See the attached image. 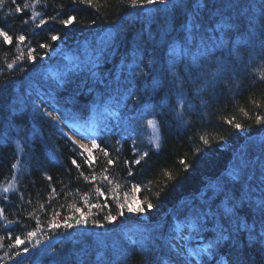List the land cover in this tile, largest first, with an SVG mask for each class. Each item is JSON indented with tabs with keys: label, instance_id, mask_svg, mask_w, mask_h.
<instances>
[{
	"label": "trees",
	"instance_id": "obj_1",
	"mask_svg": "<svg viewBox=\"0 0 264 264\" xmlns=\"http://www.w3.org/2000/svg\"><path fill=\"white\" fill-rule=\"evenodd\" d=\"M24 2L16 0L21 6ZM28 2L24 13L14 11L12 0L0 6V26L13 37L12 44L0 37L4 264H96L98 257L103 264H186L190 251L214 242L218 234L225 239L212 251L224 264H264L261 217L254 206L264 195V121L256 120L264 117V80L259 79L264 71V0H170L166 10L158 5L133 10L128 0H93L91 8L71 0H40L35 8ZM33 11L40 13L35 20L29 19ZM68 15L76 20L66 27L60 20ZM40 19L46 24L37 28ZM20 34L26 37L22 44L15 40ZM52 35L59 39L52 41ZM42 43L49 47L41 49ZM60 45L67 57L57 55L48 74L42 58ZM29 47L35 61L27 60ZM20 52L25 59L8 69ZM149 54L157 61L156 71L146 78L135 75L140 69L148 71ZM170 64L179 79L169 72ZM129 65L139 67L130 73ZM186 68L192 79L186 78ZM128 90L143 99L141 108L147 107L149 114L131 110L133 101L123 100ZM44 107L58 110L61 120L67 115L68 124L96 138L115 165L104 173L105 158L99 151L94 153V169L84 165L79 147L61 134ZM130 116L136 119L129 135ZM153 118L155 127L147 124ZM133 140L138 152L147 151L148 156L131 165L129 175L124 161L136 159ZM156 141L159 148L152 146ZM71 158L81 164L79 171ZM80 171H95L97 181H85ZM103 175L113 183L103 181ZM10 181L12 190L4 193ZM137 184L139 193L132 191ZM96 187L108 197L109 207L103 210L89 209L81 199L87 193L90 203L103 205L105 198L95 195ZM126 194L129 202L136 198L133 206L145 211L129 213L125 207L120 217L112 197L124 203ZM75 208L89 215L87 224L71 220L72 229L47 227L56 212L61 222L67 216L78 218ZM109 212L117 221L103 220ZM96 219L103 227L92 223ZM38 220L41 229L31 243L45 234L48 238L36 247L26 240L20 247L29 251L7 259L5 253L20 251L8 245L17 235L25 239ZM175 221L190 226L184 256L169 242ZM241 223L253 226L255 240ZM203 259L213 264L207 256Z\"/></svg>",
	"mask_w": 264,
	"mask_h": 264
},
{
	"label": "snow or ice",
	"instance_id": "obj_2",
	"mask_svg": "<svg viewBox=\"0 0 264 264\" xmlns=\"http://www.w3.org/2000/svg\"><path fill=\"white\" fill-rule=\"evenodd\" d=\"M72 4H80V5H87L88 7H92L93 6V0H71ZM170 2V0H128V7L130 9L133 10H142L145 6L147 5H158V6H162L163 10H166L168 7V3ZM5 3V0H0V6H3ZM12 3L15 5V9L14 11L16 13H24L25 10H27L30 7V4L28 2V0H25V2L23 3V6H21L20 4L16 3V0H12ZM40 3V0H31V7L35 8L36 5H38ZM160 10V9H158ZM260 12L261 15L264 16V4L260 5ZM40 16L39 12H35L33 11L31 16L29 17V19L35 20L36 18H38ZM51 19L55 20L56 17H52ZM76 20V17L73 15H68L66 19L60 20V23L64 26H69L71 24H73ZM23 23L26 25L28 23V19H25L23 21ZM91 23H95V21H91ZM46 24V20L44 19H40L39 21V25H36L37 28L40 27V25H45ZM261 29L264 30V24L260 25ZM0 37L3 38V41L5 44H12L13 43V37L9 35L8 31L5 30V27L0 26ZM26 37L23 34H20L18 36L15 37V40L18 44H22L25 41ZM59 39V37L57 35H52L51 36V40L52 41H57ZM39 47L41 49H47L49 47L48 44H40ZM262 48H264V44H262ZM33 49L32 48H28V56H27V60L28 61H35L36 57L32 55L33 53ZM25 59V56L23 54V52H20L19 55H17L15 57V59L13 60L12 63H8L7 64V68L8 69H13L14 65L16 67H19L18 62L19 61H23ZM157 61L151 57V54H149V59H148V63L145 66L148 71L145 72L143 69H140L139 72H135L134 74L139 76L141 74H143V76L146 78L147 76L151 75L154 71H156L155 69V65H156ZM193 64L195 65V58L193 60ZM198 66V65H196ZM138 65H129V71L130 73L132 72L133 68H138ZM21 71H23V68H21ZM255 71V70H254ZM169 72L174 76L177 77L179 79L180 74L177 72V69L175 66H173L172 64H170L169 66ZM185 74H186V78L187 79H192V72L191 69H185L184 70ZM259 79L260 80H264V71H261L259 74ZM184 81L181 80V83H183ZM175 83V82H174ZM182 95V92L180 93ZM123 100L126 102L128 100L133 101L131 107V110L133 112H138L139 115H146L149 114L148 113V109L147 107L141 108V104L143 103V99L142 98H138L137 95L131 91L128 90L127 95H125L123 97ZM184 103L183 100H181L179 102V105L177 106V111H179V107L180 105H182ZM126 108L129 107V105H127L125 103L124 105ZM58 110L53 109V111H49L44 113L47 117H49L51 120H53L54 122L61 119L60 117H58L56 115V112ZM153 117H155V113H152ZM68 119H70V117H68L67 115H64L63 119H62V123H64V125L68 128L69 131H73V125L68 124L67 121ZM136 119L135 116H130L128 117V121L129 124L126 127V132L129 133V135L131 134V132L133 131L131 122L134 121ZM256 120L258 123L264 121V117L262 116H257ZM227 123L231 124L234 128L236 129H241V124L239 123H235L233 124L231 120L226 121ZM148 125H152L153 127H155L156 125V120L155 118L153 119H149L147 121ZM54 126H58L56 124H54ZM61 134L66 136L68 141H71L73 143V145H76L77 142L75 140L72 139L71 136H68L67 132H64L63 128L59 129ZM78 131V130H77ZM83 138V137H82ZM201 140L203 141L204 144H208L209 141L207 139H205L204 137H201ZM117 143H119V141H117ZM153 147L159 148V143L158 141L153 142L152 144ZM80 151L78 152V155L83 159V164L87 165L88 168L90 169H94V167L97 165L98 163V159L97 157L94 155L95 151H99L100 153L103 154V157L105 158L104 160V168L103 171L104 173H107L109 170L110 166H114L116 161L113 160L111 158V155L109 153V151L107 150V148L105 147H101V145L97 142L96 138H92L91 139V147H88L85 144H79L78 145ZM132 152L136 153V159H133L131 161L125 160L124 164L128 165V174L132 175V168L131 165H139L141 163V161L148 156V152L144 151V152H138L136 146H135V141L133 140V146H132ZM181 163H184L183 161H181ZM71 165L74 166L78 171L81 169V164L77 161V159L75 158H71ZM185 167H187V164L184 165ZM17 167V164H13L12 168L15 169ZM79 175L81 177H83V179L85 181H91L92 183H95L97 181V174L95 171H92V173L90 175H85L83 171L79 172ZM49 180H51V177H48ZM102 180L106 181L108 184H112V180L109 178L108 175H103L102 176ZM117 188H119V185H116ZM12 190V182L10 181L7 187H4L2 189V191L4 193H7L9 191ZM114 191V190H113ZM132 191L139 193L141 191V186L139 184L133 186ZM52 195H55V189L52 190ZM95 195L99 198V197H104L105 198V203L103 205L96 203V204H92L90 203V201L88 200V194L85 193L84 196L81 197V199L84 201L85 205H87L89 207V209L91 208H96L99 210H103V208H107L109 207L108 204V197L105 196V192L101 190L100 187H96L95 188ZM51 198V197H50ZM4 199H8L7 196L4 197ZM112 199H116L117 200V208L119 209V213L118 215L120 217L124 216V209L125 207H127V211L129 213H143L145 211V209L143 207H139V206H133L134 204L137 203L136 198H133V200L131 202H129L127 194L124 197V203H120L118 198L113 196ZM257 209V211L260 212V227H261V232L259 235V239L261 243H264V195H262L258 201H256L255 205H254ZM41 208H44V205H40ZM148 209H151L153 207V205L149 202L147 204ZM239 211V209H238ZM75 212L79 213V217H75V216H67L64 217L62 222L57 219V217H59L60 213L56 212L53 216L52 219L48 221L47 223V227L49 229H51L52 231H56L59 228H64V229H72L74 227L73 223H71V220H75V225H81V224H87L89 221V215L85 214L83 211H81L80 208H75ZM0 215H2V210H0ZM31 215V213L29 214ZM104 221L107 222H115L117 221V216H114L111 214V212H109L107 215H104L103 217ZM8 223H12V221H8ZM92 223L94 225H96L97 227H103V223L96 219L93 220ZM240 227H242L243 229L247 230L250 234V238L255 240L257 237L255 235H253L254 232V228L253 226H250L246 223H241ZM41 229V225L39 220L37 221V225L36 228L32 231H29L26 233L25 239H21V237L19 235H17L14 239V241L8 245V247L10 248H20V251L17 252H13L11 254L9 253H5L4 256L9 259L12 260L15 257H19L21 255V253H27L29 251V247L25 246V247H20L21 245L25 244V241L27 240L29 242V244H31L32 247H36L37 245H39L41 243L42 239H47V234H45L43 237H41L40 239H35V243L32 244L31 242L33 241L34 238L37 237L38 233L40 232ZM10 235V234H9ZM5 239L4 236H0V241H3ZM225 237L222 234H218L216 237V240L212 243H209L208 245L202 247V248H197L195 251H190L188 253V256L185 257V260L187 261V264H192V260L189 259V257H193L196 260L201 261V264H206V262L204 261V257L207 256L210 260H212L213 264H224V261L222 259H218L216 254L212 251L221 240H224ZM0 264H4L3 262V258H0ZM96 264H103V260L102 257H98ZM150 264H153V262L150 261Z\"/></svg>",
	"mask_w": 264,
	"mask_h": 264
},
{
	"label": "rangeland",
	"instance_id": "obj_3",
	"mask_svg": "<svg viewBox=\"0 0 264 264\" xmlns=\"http://www.w3.org/2000/svg\"><path fill=\"white\" fill-rule=\"evenodd\" d=\"M62 47L63 46H58L57 47V49H56V51L55 52H58L59 54H63L64 53V51H63V49H62ZM50 58V55H46V56H44L43 58H42V61H43V63H41V65H45V63H47V62H45V61H47L48 59ZM47 111V110H46ZM62 127V126H61ZM72 137V136H71ZM72 139L73 140H75L73 137H72ZM76 142H77V144L79 145V144H85V145H87L88 147H91V139H85V138H81V137H78V140H75ZM176 227H177V230H178V227L179 226H175V230H176ZM183 231L180 229V230H178V234H181ZM170 242H172V244H173V247L174 248H176V250H181L182 252L181 253H183L184 252V244H183V242H181L179 239L177 240V239H171L170 240ZM190 260H192V264H195V263H197V260L195 259V258H193V257H190Z\"/></svg>",
	"mask_w": 264,
	"mask_h": 264
},
{
	"label": "bare ground",
	"instance_id": "obj_4",
	"mask_svg": "<svg viewBox=\"0 0 264 264\" xmlns=\"http://www.w3.org/2000/svg\"><path fill=\"white\" fill-rule=\"evenodd\" d=\"M62 127H64V126H62ZM64 132H67V134L69 135V136H73V138L75 139V140H77L76 139V137L68 130V129H66V128H64Z\"/></svg>",
	"mask_w": 264,
	"mask_h": 264
}]
</instances>
